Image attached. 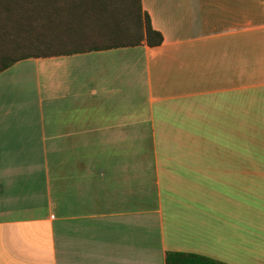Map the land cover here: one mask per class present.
Segmentation results:
<instances>
[{"label":"crops","instance_id":"1","mask_svg":"<svg viewBox=\"0 0 264 264\" xmlns=\"http://www.w3.org/2000/svg\"><path fill=\"white\" fill-rule=\"evenodd\" d=\"M140 2L0 72V264H264V0Z\"/></svg>","mask_w":264,"mask_h":264},{"label":"trees","instance_id":"2","mask_svg":"<svg viewBox=\"0 0 264 264\" xmlns=\"http://www.w3.org/2000/svg\"><path fill=\"white\" fill-rule=\"evenodd\" d=\"M161 41L140 0H0V72L28 58Z\"/></svg>","mask_w":264,"mask_h":264}]
</instances>
